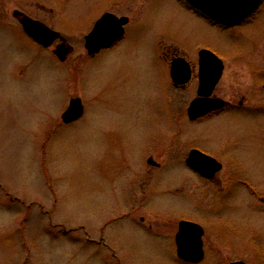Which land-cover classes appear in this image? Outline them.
<instances>
[{
  "label": "rangeland",
  "instance_id": "374dc122",
  "mask_svg": "<svg viewBox=\"0 0 264 264\" xmlns=\"http://www.w3.org/2000/svg\"><path fill=\"white\" fill-rule=\"evenodd\" d=\"M14 11L58 32L66 61ZM104 13L130 22L90 58L84 37ZM200 50L224 64L214 95L264 107V89L248 96L264 72V8L220 31L179 0H0V264H184L183 220L204 230L199 264H264V108L190 122L197 80L175 89L163 53L196 69ZM73 98L83 116L64 125ZM192 149L222 165L215 179L186 167Z\"/></svg>",
  "mask_w": 264,
  "mask_h": 264
},
{
  "label": "water",
  "instance_id": "95a60500",
  "mask_svg": "<svg viewBox=\"0 0 264 264\" xmlns=\"http://www.w3.org/2000/svg\"><path fill=\"white\" fill-rule=\"evenodd\" d=\"M197 13L211 22L224 26L234 27L249 18L263 3L264 0H183ZM14 19L18 21L24 33L36 44L49 48L55 41L60 43L55 47L53 54L60 62H65L67 56L73 51L65 39L58 32L49 29L43 23L33 20L23 13L14 11ZM128 19H118L112 14H104L96 21L92 31L85 37V49L89 54H95L101 49L115 43L123 36V26ZM198 79L197 98L187 109L190 121H196L223 106V101L213 99L212 93L218 84L223 63L213 53L200 50L198 53ZM170 76L175 86L184 85L190 79V67L183 59H175L171 65ZM83 115V107L79 98L70 100L68 108L61 116L63 124L77 121ZM149 165L155 163L149 159ZM186 166L205 180H212L221 170V164L212 157L198 151L191 150L185 160ZM202 227L195 223L181 221L175 237L176 255L183 262L198 264L204 258ZM230 264H244L233 262Z\"/></svg>",
  "mask_w": 264,
  "mask_h": 264
},
{
  "label": "flooded vegetation",
  "instance_id": "af4514ba",
  "mask_svg": "<svg viewBox=\"0 0 264 264\" xmlns=\"http://www.w3.org/2000/svg\"><path fill=\"white\" fill-rule=\"evenodd\" d=\"M180 2H181V0H179ZM181 4H183V2H181ZM184 6L188 9V10H192L189 6H187V5H185L184 4ZM264 8V2H263V4L260 6V8L253 14V15H251V17H249L245 22H243L241 25H239V26H242V25H246V24H248L250 21H252V19H254L255 17H256V15L257 14H259L261 11H262V9ZM193 11V10H192ZM194 12V11H193ZM104 14H112V13H104ZM103 14V15H104ZM102 15V16H103ZM112 15H114V14H112ZM102 16H100L98 19H100ZM115 17H117L118 19H120V18H126V19H128V22H127V24L126 25H124L123 26V29H124V32H123V36L118 40V41H116L115 43H113V44H111V45H109L108 47H106V48H103V49H101L99 52H97V53H95V54H89L88 53V51L85 49V45H84V49H85V52H86V55L88 56V57H90V58H93V57H95V56H97V55H99V54H101V53H105V52H107V51H109V50H111V49H113L114 47H116L121 41H122V39L124 38V35H125V31H126V28L128 27V25H129V18L128 17H125V16H123V17H118V16H116V15H114ZM97 19V20H98ZM96 20V21H97ZM96 21H94V23H93V26H94V24H95V22ZM93 26H92V29H93ZM213 26H215V27H217V29H219L220 31H227V30H232V29H234V28H225V27H222V26H219V25H216V24H213ZM91 29V30H92ZM91 30H90V32H91ZM89 32V33H90ZM88 33V34H89ZM87 36V35H86ZM85 36V37H86ZM27 37V36H26ZM84 37V38H85ZM28 38V37H27ZM29 39V38H28ZM85 44V43H84ZM38 46V45H37ZM41 48V47H40ZM163 61H165V62H167L168 63V65H169V77H170V80H171V83H172V85H173V87L175 88V89H178V90H185L186 88H187V86L191 83V81L195 78L196 80H197V83H198V86H199V79H198V66H199V59H198V56H197V63H196V69H195V66H194V64H193V62H190V61H188L184 56H181L180 54H178V53H174V54H172V53H163ZM175 59H183V60H185V62L186 63H188V65H189V67H190V79H189V82H187L186 84H184V85H177V86H175L174 84H173V82H172V79H171V76H170V69H171V65H172V63H173V61L175 60ZM196 70V75L194 76V71ZM253 74V75H252ZM251 75H252V78L254 79V78H256L255 79V81H258L257 83H255V84H251L250 85V87H254V89L253 90H251V92H250V90H249V92H250V94L248 95L250 98H253V99H256V98H259V96H260V93L262 92V90L264 89V72H260L259 74H254V73H252ZM223 75H224V69H223V72H222V75H221V78H220V80H219V82H218V84L215 86V89H214V91H213V94H212V98L213 99H217V100H220V101H223V106L221 107V108H219V109H217V110H215L214 112H212L211 114H208L207 116H204L203 118H200V119H198V120H196L195 122H198V121H201V120H203V119H205V118H207V117H214V116H220L221 114H223V113H225V112H230V111H233V112H235L236 110H244V111H250V112H253L252 110H254V112L256 113V112H261L262 110L260 109V108H264V107H262L261 105H259V106H261V107H255V108H253V107H251V106H247L246 108L247 109H243L244 108V103L246 102V97H244V96H241L240 97V99H238V101L236 102L235 101V97L232 99V100H229V99H226V98H224V97H222V96H220V95H214V93H215V91H216V89H217V87H218V85H219V83H220V81L222 80V78H223ZM254 76V77H253ZM249 87V88H250ZM197 89H198V87H197ZM252 92H254L253 94H252ZM196 95H197V92H196ZM247 103V102H246ZM259 108V109H258ZM71 124H73V123H71ZM70 125V124H69ZM154 168H157V165L155 164L154 166H153ZM221 167H222V165H221ZM221 170H222V168H221ZM192 173H194V172H192ZM196 176H198L199 177V175L198 174H196V173H194ZM215 179V178H214ZM141 221H143V219L141 220ZM185 221H187V220H185ZM181 222V221H180ZM179 222V223H180ZM188 222H192V221H188ZM179 223H178V225H179ZM193 223H195V222H193ZM197 224V223H196ZM177 230H178V228H177ZM177 233V232H176ZM175 237H176V234H175V236H174V246H175V248H176V244H175ZM103 241V239H101L100 240V242H102ZM184 263V262H183ZM184 264H189V263H184Z\"/></svg>",
  "mask_w": 264,
  "mask_h": 264
}]
</instances>
